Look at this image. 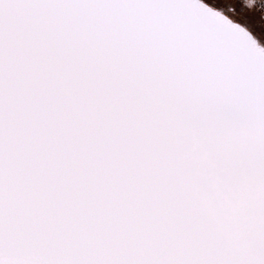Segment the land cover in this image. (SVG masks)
Segmentation results:
<instances>
[{
	"label": "snow or ice",
	"instance_id": "6c2138e0",
	"mask_svg": "<svg viewBox=\"0 0 264 264\" xmlns=\"http://www.w3.org/2000/svg\"><path fill=\"white\" fill-rule=\"evenodd\" d=\"M0 264H264V0H0Z\"/></svg>",
	"mask_w": 264,
	"mask_h": 264
}]
</instances>
